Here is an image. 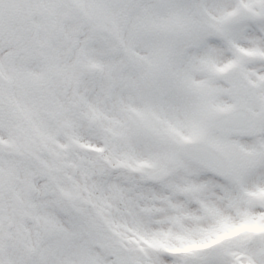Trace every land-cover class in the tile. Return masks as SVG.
Returning a JSON list of instances; mask_svg holds the SVG:
<instances>
[{
    "label": "snow or ice",
    "instance_id": "1",
    "mask_svg": "<svg viewBox=\"0 0 264 264\" xmlns=\"http://www.w3.org/2000/svg\"><path fill=\"white\" fill-rule=\"evenodd\" d=\"M0 264H264V0H0Z\"/></svg>",
    "mask_w": 264,
    "mask_h": 264
}]
</instances>
